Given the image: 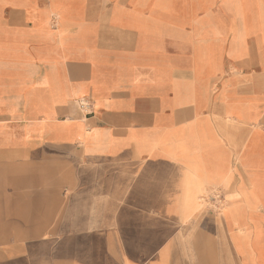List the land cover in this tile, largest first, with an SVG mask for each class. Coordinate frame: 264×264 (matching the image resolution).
Segmentation results:
<instances>
[{"label": "crops", "instance_id": "0c3cea01", "mask_svg": "<svg viewBox=\"0 0 264 264\" xmlns=\"http://www.w3.org/2000/svg\"><path fill=\"white\" fill-rule=\"evenodd\" d=\"M0 264H264V0H0Z\"/></svg>", "mask_w": 264, "mask_h": 264}, {"label": "built area", "instance_id": "2783aa9c", "mask_svg": "<svg viewBox=\"0 0 264 264\" xmlns=\"http://www.w3.org/2000/svg\"><path fill=\"white\" fill-rule=\"evenodd\" d=\"M81 108H83L85 111H87V110H88V108H89V106H88V104H87V103H85V102H82V103H81Z\"/></svg>", "mask_w": 264, "mask_h": 264}]
</instances>
